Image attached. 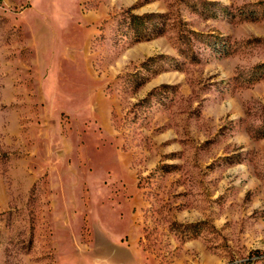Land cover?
Segmentation results:
<instances>
[{
	"label": "rangeland",
	"instance_id": "1",
	"mask_svg": "<svg viewBox=\"0 0 264 264\" xmlns=\"http://www.w3.org/2000/svg\"><path fill=\"white\" fill-rule=\"evenodd\" d=\"M0 264H264V0H0Z\"/></svg>",
	"mask_w": 264,
	"mask_h": 264
},
{
	"label": "trees",
	"instance_id": "2",
	"mask_svg": "<svg viewBox=\"0 0 264 264\" xmlns=\"http://www.w3.org/2000/svg\"><path fill=\"white\" fill-rule=\"evenodd\" d=\"M142 18H144V17H142ZM142 18H141V19H142ZM138 19H140V18H138Z\"/></svg>",
	"mask_w": 264,
	"mask_h": 264
}]
</instances>
